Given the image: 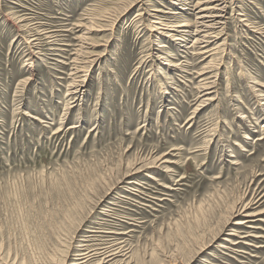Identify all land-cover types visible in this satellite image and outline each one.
Wrapping results in <instances>:
<instances>
[{
	"label": "rangeland",
	"instance_id": "1",
	"mask_svg": "<svg viewBox=\"0 0 264 264\" xmlns=\"http://www.w3.org/2000/svg\"><path fill=\"white\" fill-rule=\"evenodd\" d=\"M197 1L0 0V264H73L94 229L119 264H264V0L207 54Z\"/></svg>",
	"mask_w": 264,
	"mask_h": 264
},
{
	"label": "bare ground",
	"instance_id": "2",
	"mask_svg": "<svg viewBox=\"0 0 264 264\" xmlns=\"http://www.w3.org/2000/svg\"><path fill=\"white\" fill-rule=\"evenodd\" d=\"M176 1H178V0H176ZM227 2H228V0H218V3H216L215 6L208 8L207 7V0H198L194 5H192L194 7V9H196L197 20L194 22L195 25L194 24L192 25L193 27L195 26L196 30H192L191 31V36H193V44L192 45H189L190 48L193 47L195 49H201L200 50V53L201 54H207L209 51L211 52L213 50H216V47H214V48H212L210 50H207V49L206 50H203V49L207 48V38L209 37V34L212 33L211 32L212 31V28H210V26H212L213 24H216V23H220V21H222V19H224V16L225 15L223 14V12H224L225 8L227 7ZM177 4H179V3H177ZM142 11L139 12L136 15V17H139V16L143 15V12ZM172 12H174L173 14H177L176 11H172ZM243 14H244V12H243ZM154 17L157 18V19H153L151 21V23H152V30L154 32H156V33H160V34H164V35L171 36L170 30L171 31H175L174 30L175 29L174 28L175 26L173 28H171V25L162 23V17H160L158 15H155ZM160 18H161V20H160ZM26 20L27 19H20L19 22H25ZM186 25L187 24H180V25H177V26H186ZM23 26L24 25H19L18 27H19L20 30H23V28L25 27V26L24 27ZM93 30H94V28H93V26H91L90 28L87 29V34H89ZM56 31H58V30H50V31L44 32V34H41V33L40 34L41 35H45V38L49 39L50 37H52L55 34ZM178 32L179 33L176 34V35H174L175 37L173 38L176 41L177 40L185 41L186 40L185 38H187L186 35L187 34H190V33H187L189 31H185V30L178 31ZM40 34H37V35H40ZM87 34H85L84 36L81 37V38H83V40H82L83 43H87V39L89 38L87 36ZM38 40H40L39 36L37 38H34L32 40L31 43H32V46L33 47H35L36 45H38V42H39ZM89 44L92 45L91 43H89ZM83 48H85V47H83ZM87 53H89V55L87 56L88 60H94L93 59L94 53H91V52H87ZM85 62H90V61H85ZM207 79H209V77H207ZM28 80H32V78L30 77V79H28ZM210 83H211V81H208L207 80V88H209V85H211ZM208 99H210V98H208ZM258 140H260V139H258ZM157 160L159 162V161L162 160V158L157 159ZM164 162H166V161H164ZM247 222L248 221L246 219L245 220H239L238 221L239 224H245ZM90 231L93 232V233L85 235V237H83L81 239V242H84V243L79 244V246H82V248L83 247H88V248L79 250L80 252L77 254V259H76L75 262H73V264H90L95 259H98V261H97L98 263L97 264H119L120 262L117 260V258L120 255H118V253L121 252L122 250H121L120 247H117V243L116 244L109 245V246H107V248L101 247V246H98L96 248H91L90 247L91 245L88 244L89 241H92L93 238H95L97 236L98 237L99 236L101 237V235H99V234L104 233L105 231H102V230H99V229H94V230H90ZM106 243H108V242H106ZM233 245H235V244H233Z\"/></svg>",
	"mask_w": 264,
	"mask_h": 264
}]
</instances>
